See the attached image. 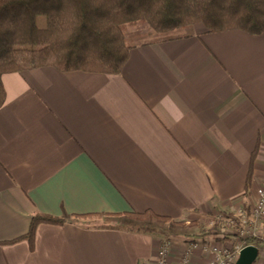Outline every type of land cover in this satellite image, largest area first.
Segmentation results:
<instances>
[{
    "label": "crops",
    "instance_id": "1",
    "mask_svg": "<svg viewBox=\"0 0 264 264\" xmlns=\"http://www.w3.org/2000/svg\"><path fill=\"white\" fill-rule=\"evenodd\" d=\"M150 33L119 73L2 74L0 264H158L163 241L165 264H206L204 243H237L208 223L264 185V31ZM36 212L65 220L31 249Z\"/></svg>",
    "mask_w": 264,
    "mask_h": 264
},
{
    "label": "trees",
    "instance_id": "2",
    "mask_svg": "<svg viewBox=\"0 0 264 264\" xmlns=\"http://www.w3.org/2000/svg\"><path fill=\"white\" fill-rule=\"evenodd\" d=\"M44 17V26L37 24ZM202 23L207 31H264V0H0V107L5 101L1 76L45 65L70 71L119 73L130 43L126 29L143 26L165 32ZM253 157L245 189L250 186ZM169 220L150 211L132 213ZM64 218L36 212L25 235L30 248L41 222ZM259 244L253 237L241 238Z\"/></svg>",
    "mask_w": 264,
    "mask_h": 264
},
{
    "label": "built area",
    "instance_id": "3",
    "mask_svg": "<svg viewBox=\"0 0 264 264\" xmlns=\"http://www.w3.org/2000/svg\"><path fill=\"white\" fill-rule=\"evenodd\" d=\"M215 222L221 234L235 235L238 240L234 245L220 246L212 242L204 243V249L210 252L206 264H233L240 249L247 244H253L241 240L247 237L260 240L259 244H254L258 248V253L253 264H264V185L256 189V196L251 205L232 213L218 214ZM168 248V241H163L158 247V264H165Z\"/></svg>",
    "mask_w": 264,
    "mask_h": 264
},
{
    "label": "rangeland",
    "instance_id": "4",
    "mask_svg": "<svg viewBox=\"0 0 264 264\" xmlns=\"http://www.w3.org/2000/svg\"><path fill=\"white\" fill-rule=\"evenodd\" d=\"M37 24L39 26H44V17L43 16H38L37 18ZM151 31H149L147 28L143 27V26H137V27H128L126 29V36L128 38L129 41H143V40H150L153 39L156 36H152V34L150 33ZM218 215V214H217ZM215 217L213 216L209 219V223L208 226L212 229H217V225L215 221ZM84 220H88V221H92V222H97L100 221V217L99 216H91V217H86L84 218Z\"/></svg>",
    "mask_w": 264,
    "mask_h": 264
},
{
    "label": "water",
    "instance_id": "5",
    "mask_svg": "<svg viewBox=\"0 0 264 264\" xmlns=\"http://www.w3.org/2000/svg\"><path fill=\"white\" fill-rule=\"evenodd\" d=\"M258 248L254 244L243 246L233 264H253L257 257Z\"/></svg>",
    "mask_w": 264,
    "mask_h": 264
}]
</instances>
